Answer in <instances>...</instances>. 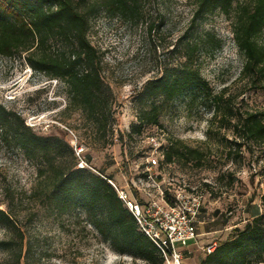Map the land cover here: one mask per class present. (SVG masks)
I'll list each match as a JSON object with an SVG mask.
<instances>
[{
  "label": "rangeland",
  "instance_id": "obj_1",
  "mask_svg": "<svg viewBox=\"0 0 264 264\" xmlns=\"http://www.w3.org/2000/svg\"><path fill=\"white\" fill-rule=\"evenodd\" d=\"M195 7V0H145L140 17L104 9L89 17L88 36L100 51L103 81L112 91L105 132L70 103L63 81L33 69L23 55L0 54V102L38 132L65 133L79 158L91 156L89 169L112 174L117 186L144 197L143 189L152 185L144 175L149 156L159 160L153 168L156 181H173L202 195L197 240L182 247L183 264H199L204 246L233 236L252 219L251 204L260 206L264 226V141H243L231 126L221 124L202 103L204 92L193 98L180 95L165 105L158 125L130 133L145 83L184 62L186 40L206 38L207 33L219 43L204 42L193 64L212 93H223L235 110H264V89L242 74L245 58L234 40L232 19L216 10L193 21ZM261 39L264 42V31ZM173 139L203 150V164L166 162L161 149H152ZM44 183L38 159L0 136V206L13 214L24 233L21 264H149L114 250L85 209L60 211L49 205L40 190ZM11 237H16L15 228L0 224V240ZM250 257L264 264V246L252 247ZM0 264H17L13 252L1 245Z\"/></svg>",
  "mask_w": 264,
  "mask_h": 264
},
{
  "label": "trees",
  "instance_id": "obj_2",
  "mask_svg": "<svg viewBox=\"0 0 264 264\" xmlns=\"http://www.w3.org/2000/svg\"><path fill=\"white\" fill-rule=\"evenodd\" d=\"M144 1L0 0V54L23 55L33 69L63 81L70 103L105 132L112 115V91L103 81L100 51L88 36L89 17L100 9L140 17ZM195 4L193 21L216 10L232 19L234 40L245 58L242 74L250 78L254 87L264 89V0H195ZM205 36L187 39L185 61L145 83L140 92L142 105L130 133L158 125L165 105L180 95L193 98L204 92L202 103L213 109L221 124L231 126L243 141H264V110H235L223 93H212L208 80L194 66L196 52L204 42L219 43L215 35ZM0 136L7 144L12 143L38 159L39 174L45 182L40 190L49 205L60 211L70 207L85 209L91 223L114 250L149 264H164L162 251L141 229L110 182L113 175L89 169V155L85 158L88 165L79 166L80 158L65 133L38 132L18 111L0 102ZM160 149L166 162L176 159L202 165L205 158L203 150L179 139L161 145ZM249 209L252 219L236 228V233L217 244L213 251L205 253L199 264H255L250 255L252 247L264 246L263 213L258 204H251ZM0 224L15 228L16 237L1 239L0 245L12 251L16 263L21 264L24 233L13 214L1 206Z\"/></svg>",
  "mask_w": 264,
  "mask_h": 264
},
{
  "label": "built area",
  "instance_id": "obj_3",
  "mask_svg": "<svg viewBox=\"0 0 264 264\" xmlns=\"http://www.w3.org/2000/svg\"><path fill=\"white\" fill-rule=\"evenodd\" d=\"M152 141L154 137L151 136ZM156 144V141H154ZM159 150V146L152 149ZM81 148H79L78 153ZM159 160L145 161L146 182L151 180L152 185L143 189L144 197L130 195L124 188L109 179L118 190L119 196L134 214L141 229L156 243L164 255V264H183L184 251L189 240H197V225L202 212V195L195 190H188L173 181L166 185L155 180L154 167ZM83 167L88 165L86 159L80 157L78 163ZM150 182V181H149ZM182 243L178 246L176 242ZM216 242L204 246L205 253L214 250Z\"/></svg>",
  "mask_w": 264,
  "mask_h": 264
}]
</instances>
